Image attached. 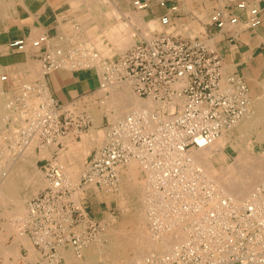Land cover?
Here are the masks:
<instances>
[{
	"label": "built area",
	"instance_id": "2783aa9c",
	"mask_svg": "<svg viewBox=\"0 0 264 264\" xmlns=\"http://www.w3.org/2000/svg\"><path fill=\"white\" fill-rule=\"evenodd\" d=\"M133 6L141 11L148 3L136 0ZM160 6L165 8L166 2ZM170 14L161 18L163 26L171 25ZM241 23L244 29L262 27V9L242 1L235 9L214 12L210 27L232 30ZM49 40L48 35H42L30 43L42 59L44 75L65 68L56 59L63 56L62 51L50 48ZM28 44L21 38L11 41L8 48L25 53ZM86 68L95 69L100 89L128 84L137 97L161 106L153 112H132L109 124L102 146L90 156L78 185L67 178L56 158L45 160L42 167L48 185L28 202L24 218L25 233L43 263L63 264L62 250L68 248L81 257L98 238L103 226L77 194L118 189L121 171L132 161L138 162L144 173L152 236L159 239L176 226L184 228L188 236L162 260L151 259L150 264L264 262V185L252 193L245 206H236L229 198L221 204L218 187L203 178V171L189 158L192 150L208 147L247 114L251 94L243 77L225 75L223 60L203 37L184 40L172 35L144 40L119 58L105 61L101 71L94 65ZM50 101L40 102L39 115L27 118L29 124L22 129L17 148L27 145L26 135H30L41 147L63 149L66 135L79 137L90 128L91 117L76 110L75 104H69L75 108L68 105L65 109L55 99ZM191 217L195 222L189 221ZM241 243L245 246L240 251ZM181 252L187 258H179Z\"/></svg>",
	"mask_w": 264,
	"mask_h": 264
},
{
	"label": "bare ground",
	"instance_id": "6f19581e",
	"mask_svg": "<svg viewBox=\"0 0 264 264\" xmlns=\"http://www.w3.org/2000/svg\"><path fill=\"white\" fill-rule=\"evenodd\" d=\"M11 2H12V0H11ZM11 2H10V0H0V16L7 15V13L10 10V8L13 6V4ZM86 2H87V0H86ZM92 3H93V1H92ZM108 15H110V14H108ZM106 17H107V15H106ZM132 18H135V16L134 17L132 16ZM77 22L80 23L79 20ZM88 22H90V26L87 27V25H85L83 27H84V29L87 32V36L89 34V38L91 40L89 39L88 42L83 44V49L81 50V52L79 50H76L75 52H73V51H71L73 49H71L70 47H66V52H67V54H66L59 47L55 48L56 46H55L54 42L55 43H61V40L63 39L62 36L63 37L65 36L64 32L61 34L62 36L59 37L58 39H54L53 40V39H51L49 37L50 38V40H49L50 48L55 49V50H61L62 53H63L62 57L56 58L57 59V63H63V64L73 63L72 67L75 66V65H79L81 67V66L85 65L86 63H88V65H91V64H94V62H95L97 66L101 65L100 67H98V69L101 71L104 68V64H105L104 60H105V58L107 59V57H112L115 54H122L123 51H125L127 48H129L131 45H133V43L135 41V39L133 38V35L130 34V29L132 28V25L131 26L130 25L127 26L126 24L125 25L124 24H120L119 22H117V23H119L118 25H117V23H115V25H113L111 23L112 20H111V22L110 21H108V22H105V21L98 22V21H96L94 19H91V20H88ZM135 22H136V20H135ZM137 22H139V21H137ZM131 24H132V22H131ZM154 24L151 23L150 25L154 26ZM73 31H74V29H73ZM131 32H133V31H131ZM29 33H31V32H29ZM33 35H34V33H33ZM34 36L36 37V35H34ZM40 36H42V34ZM133 39H134V41H133ZM65 40H67V39L65 38ZM31 42H32L31 38H28V43L29 44L27 46L26 53L28 52V48L32 49V47H30V43ZM80 44L82 45V43H80ZM65 46H66V44H65ZM8 47L9 46H7V45H0V51L2 49L9 50ZM79 47L82 48V46H79ZM75 49H77V47ZM67 55H70V57L66 58ZM97 62H98V64H97ZM41 64L42 65H41L40 68L38 67V65L37 66L35 65V66L30 68L32 74H35L37 79H39L40 82L42 83V85L39 84L40 88L38 87L39 92L41 93L40 98H36V99L33 98L31 100V96H30L31 94H28V92L33 91L34 88L31 85H29L28 83H25V84H27L25 86V88H24V85H23L24 93L22 92L23 94H21V95L26 97L27 105L25 106L26 108H24V110L21 111L23 113V116H20V118L18 116H16V119L18 118L19 121L21 122L20 124H22V125L19 127V129H21L19 132L14 130V135H13L14 136V144H17V141L20 139V133H22V131L24 130L25 125L28 124V123H26L27 118L29 120H32L33 118H35L36 115H39L38 113L40 112V109H38V108H39V104L41 102L40 100L42 99L43 103H47V102L50 103L51 102L50 101L51 98L49 96V91L44 86V76L45 75H44V70H43V63L41 62ZM68 67H70V66H68ZM27 68H28V66H27ZM4 79H6V77H4L1 74V71H0V101H1V98L3 96L1 87H2V83L5 81ZM262 85H264V84L262 83ZM129 87L131 88V86L128 85V84L116 83L115 85H112V86L108 85V87H106L105 89H101V90L99 89L98 90V93L100 92L99 95L103 98V100L99 104L98 103L94 104L93 103L94 101H93L92 104L91 103L89 104L90 106L88 108L89 113L91 115H93L94 120H95L94 121L95 124H94V126H93V128L91 130L92 133H94L96 131V128L100 125L103 115H107L112 122H116V121L120 120L121 118L125 117L126 115H128V114H130L132 112H137V111H140V110H147L149 112H153L155 109H157L158 107L161 106V105H159V103H155V102H152V101H149V100L148 101L139 100V97L137 98L131 93ZM28 90H30V91H28ZM25 91H27V93H25ZM261 94H262V92H261ZM258 97H260V96H258ZM79 105H81V104H79ZM254 107H256V110L254 112H252V113L250 112L249 114L247 113L245 116H243V118H241L238 121V123L236 124V126L234 127L235 129H237V133L239 134L238 136L242 137L243 140L245 139L244 140L245 144H248V136L247 135L250 133L249 131L251 129L255 128L256 126H261L262 127V130L260 131V140L264 139V101H259L258 103H256L254 105ZM72 108H75V107H72ZM249 108H250V106H249ZM166 109H168V107H166ZM76 110H79V109H76ZM81 112H83V111H81ZM98 128H100V127H98ZM1 132H4V131L1 130ZM225 133H226V131H224L223 134L219 138H217L214 142H212L208 147H206L204 149H199V150H192L189 158L191 159V162L193 163V165L195 167H197L198 169L203 171L202 177L203 178H207L212 184L214 183L218 187V190H219V192L221 193V196H222L221 204L223 202V199L229 198V199L234 200V202L236 203V206H242V205L245 206V203L247 201H249L252 193H254V191H256L259 188L261 183L264 182V170H263L264 169L263 168L264 167V160L262 162H260L263 165L258 164L259 166H257L256 164H254V163H256L255 161L252 162L250 160L254 156L245 154V155H238V157H234L236 159H234V161L231 162L232 164L229 163L230 165L229 164L226 165L227 164V162H226L227 158H226V155L224 154V150H225L224 147H225L226 142L228 140H231L232 138H231V134L228 135V134H225ZM69 135H73V134H68L64 138L66 143L69 141L68 144L70 146L73 145L71 147L68 146L70 150L67 149L68 150L67 151L68 154H67L66 157H67L69 162L66 161L67 163L66 164L64 163L65 164L64 166L61 165L60 163H59V165L62 167V169L64 168L63 171L67 175V178L71 182H73L74 180L71 179L72 177L70 175L74 176V175H77L78 173L80 174V172H79L80 169H79V166L76 167V165H75L76 168L74 166H68V163H71V164L73 163V165H74L78 160H80V157L82 156V155H80L81 152H85V151L88 152L90 147L92 146V144H94V141L92 139L90 141V143H88L89 138L87 137V138H84L81 143L74 144L73 142L71 143V140H70L71 138H69ZM26 136L29 139V143L27 145H23L22 149L17 148V145L12 146L13 150H15V151L17 150V152L14 154L13 157L10 156L11 159L14 161V163H15L16 160L20 159V160L25 161V163H28L30 165H34L35 162L33 160L35 158L37 159V158L49 157L51 152H56V151H54L55 149L57 151H63V150L66 149V148L65 149L63 148V149L59 150L56 147V145H53L50 148L42 147L41 151H39L37 153L35 150L33 151V148H34V145H36L37 143L39 145V141L37 139H35L34 137L30 138L29 137L30 135L29 136L26 135ZM6 137L8 138V136H6ZM1 138H3V137H1ZM65 141H64V144H65ZM10 143H12V142H10ZM3 144H4V142H3ZM39 147H41V146H39ZM0 148H1V146H0ZM38 149L40 150V148H38ZM3 152H5V151H3ZM1 153H2V151H1ZM217 154H218V156H217ZM61 155H62V153H61ZM220 155L221 156L224 155L225 157L221 158ZM84 156L86 157V155H84ZM6 157L7 156L5 154V155H2L1 158H3V160H4V159H6ZM57 157L59 158V154H58ZM57 157H56V161L58 160ZM255 158H256V156H255ZM256 159H258V158H256ZM83 160H85V159H83ZM59 161H57V162H59ZM12 165L13 164H5V165H3V163L1 165V163H0V206H2L3 208L4 207L7 208V206L9 204H14L16 208H15V211L12 212V214L14 213L13 215L16 216V217H20V216L22 217L23 213H24V209H25V200H24V198L21 195L22 188H21L20 184L17 183L16 177H17V175H21V173L22 174H24V173L21 172L19 174L17 171H15V169H12ZM138 165L141 166L138 162L132 161L127 166V169H125V170L123 169L121 171V184L119 185V188H120L119 189L120 190L119 193H121V195L123 194L122 195L123 198L128 192H133L134 189L137 188V186H136V182H137L136 178H137V174H138V172H137L138 171ZM260 167H262V169ZM24 176H26V180L25 181L27 183L34 182V180H35L34 175L32 176L29 173L27 174L25 172ZM77 176H74V177H77ZM76 181H77V179H76ZM144 181H142V182H144ZM45 182H46V185H48V182L47 181H45ZM75 184H77V183H75ZM141 198H143V197H141ZM143 199H145V198H143ZM23 200H24V202H23ZM142 201H144V200L141 199V202ZM144 206H146V205L144 204ZM6 210H5V212L7 213L8 211H6ZM10 211H12V210H10ZM5 212H3V213H5ZM26 212H27V209H26ZM6 213L3 214V215H5V216L9 215V213H7V215H6ZM141 213H142V215L137 216L135 221H133V223L135 224L134 232L132 234L129 232L130 234L127 235V237H125V238H128L129 241L130 240L133 241L135 239V241H134L135 243H132L131 245L136 248V250L135 249L134 250L137 252L136 254L139 257L138 258L139 260L137 258H136L137 260L135 258H134L135 260L132 259L133 261L136 262V264H143V263H141V261L145 260V258H142V257H145V256L150 257L154 253H157L159 255H161V254L165 255V253L168 252L167 254H170L173 250H175V247L179 246L180 243H182L183 241H185L187 239L188 236H187L186 231L184 230V228H182L180 226H176L175 228H171L172 231L171 232H167L165 235H161L159 240L155 239L152 236V233L149 232L151 230L150 229L148 230V228H147L146 224L148 222L147 221L148 218H147L146 214H144L143 212H141ZM12 214H11V217H12ZM25 216H24V218H25ZM8 219H10V218H8ZM192 220L193 219L191 217L189 219V221H192ZM20 221L21 222L23 221L22 223L24 225V219L23 220L21 219ZM113 221H115V220H113ZM193 222H195V220L192 221L191 223H193ZM2 224H3V226L4 225L5 226L8 225L7 223L6 224L2 223ZM10 224H11V226H13L12 223H10ZM20 224L19 225L17 224V225L20 226ZM21 227H22V225H21ZM6 228H8V226ZM10 229L11 228H9V230ZM14 232H17V231H14V228L12 227L11 233H14ZM20 234H17V236L20 237L19 239L27 241V239L29 237L27 236V234L22 233L21 229H20ZM7 238H8V236H7ZM5 240H6V238H5ZM28 240H30V242H31L30 238ZM14 241H13V244H14ZM3 242H4V240H3ZM11 244H10V246H11ZM24 244H26V242ZM92 244L93 243L88 245L83 250V253H82L81 257H78V258H82L83 255H84V252L86 250L87 251L85 252V257H87V256L91 257L93 249H91V248L87 249V248L89 246H91ZM126 244H128V243H126ZM28 245H32V247L35 249V247H34L32 242H31V244L28 243ZM112 246H114V245H112ZM25 247H27V246H25ZM28 247L32 248L31 246H28ZM216 247H217V245H213V249H216ZM1 248H5V247H1ZM12 248H13V252H14L16 247L14 248L12 246ZM29 250H31V249H29ZM66 250L67 249L62 250V255L64 256L63 257L64 260L67 261V264H71L72 262L77 263V264H81V263L84 262L83 260H81L83 262H80V260L76 259L77 257L75 258L70 252H67ZM2 251H3V249H2ZM135 251H134V253H135ZM4 252H6L5 249H4ZM13 252L11 251L10 255ZM32 252H33V250H32ZM0 253H1V251H0ZM36 253H38L36 255V257H35V255L33 257L32 254H31V257H29V259H31L30 260L31 262H35V260L38 258L37 256L38 255L40 256L39 251L36 252ZM14 254H16V256L18 255V257H19L18 253H14ZM29 254H30V252H29ZM142 254H144V255H142ZM182 254H183V252H182ZM156 257H159V256H156ZM151 258H153V257L151 256ZM157 259L158 258H156V260ZM133 261H132V264H135V262L133 263ZM258 262H259V264H264V262H260V261H258ZM144 264H146V263H144Z\"/></svg>",
	"mask_w": 264,
	"mask_h": 264
},
{
	"label": "rangeland",
	"instance_id": "374dc122",
	"mask_svg": "<svg viewBox=\"0 0 264 264\" xmlns=\"http://www.w3.org/2000/svg\"><path fill=\"white\" fill-rule=\"evenodd\" d=\"M10 2H11V0H10ZM11 3L13 4V6L10 8L9 12L7 13V15L0 16V20H1L0 21V45H7L8 46V44L11 41L17 39L18 33L20 31L19 28L21 27V24H19L16 21L18 20V15H20L22 13V9H21L22 6L21 5H22L23 2L21 0H12ZM94 4L95 5H99V6L98 7H94V8L87 7V8L72 9L73 16H74V18L72 19L73 22H71L69 25L64 26L65 28L63 27V31H64L65 36L63 37L61 35L62 38H63L61 40V43H55L54 42V44L56 46L55 48L59 47L66 54H67L66 47H70L71 49H73V50H71L73 52H75L76 50H79L81 52V50L83 49V44L88 42L89 39H90L89 38V34L87 36V32H86V30L84 29L83 26H85V25H87V27L90 26V22H88V20L94 19V20H96L98 22H102V21H105V22L110 21L111 22V20H112L111 23L113 25H115V23H117V22H119L120 24H124V25L126 24L127 26L128 25H130V26L132 25V28L130 29V34L133 35V38L135 39V41L133 39V41H134L133 45H131L129 48H127L125 51H123L122 54H115L112 57H107V59L105 58L104 61H112L114 59H117L120 56L124 55L126 52H128L130 49H132L135 45L143 42L146 39H151V38L153 39V38L157 37L156 35H172V36H176V37H180L181 36L179 39H184V40H190V39H195V38H198V37H203V39L208 43V45L210 46L211 49L217 50L216 42L214 40H211L210 39L211 37L207 36L208 30L211 29V27H210L211 18H209L206 15V13L199 15L200 20L203 21L204 24L203 23L192 24V25L188 24L187 26H184V27L178 25L177 29L169 28L167 30H164L165 28H163L161 26L159 21L157 23H155V24L153 23L154 26H151L150 24H148L150 27L147 24H145V25L142 24L143 23V19L139 15V12L136 13L135 10L132 9V8L130 10L126 9V7L122 6L121 3L119 1H117V0H102V1L101 0H95ZM108 14H110L111 16L108 15ZM106 15H107L108 18L106 17ZM132 16L133 17L135 16V18H132ZM78 20H79L80 23L77 22ZM135 20H136V22H135ZM137 21H139V22H137ZM131 22H132V24H131ZM119 23H117V25ZM148 27H149V29H147ZM73 29H74V31H73ZM155 30H158V32L155 31ZM131 31H133V32H131ZM154 32H157V34H153ZM40 35L41 34H38V35H36V37L32 36L31 40H34V39L40 37ZM65 38L66 39L68 38V39L65 40ZM80 43H82V45ZM65 44H66V46H65ZM79 46H82V48L79 47ZM76 47H77V49H75ZM27 54H28L29 57L32 56V55H35V54L37 56L39 55V54H37L35 52V50L29 49V48H28ZM67 56H66V58L70 57V55H67ZM39 60L40 61H36V63L38 65V67L40 68L41 65H42L41 64L42 59L39 58ZM66 64H63L62 67H65L67 69L80 68L79 65H75V66L72 67L73 63H70V64L66 63ZM86 64L81 66V67L86 68L88 66H93L94 65V66H96V68H98V67L101 66V65L97 66L95 62H94V64H91V65H88V63H86ZM97 64H98V62H97ZM263 65H264V61L260 62V64L257 65V68H256L255 71L248 70V71H245L246 73L243 74L244 77H245V79L244 78L243 79L247 83V85H248V87L250 89V94H251V105H249L250 108L247 111L248 114L250 112L252 113V112H254L256 110V107H254V105L256 103H258L259 101H264V91H263L264 90V87H263L264 85H262V83L264 84V66ZM68 66H70V67H68ZM226 67H229V66L227 64H224V69ZM253 67L255 68L256 66H253ZM231 69L234 72V68H229V69L226 68L224 73H226V74L233 73L232 71L229 72V70H231ZM246 74L249 75V77H247ZM4 77H6V76H4ZM250 77L254 81L253 83L248 81ZM34 80H36L35 77H34ZM121 84H124V83H121ZM253 84H255V85H253ZM25 86H24V88H25ZM24 88L23 87L21 88V90H20L21 94L24 93V91H23ZM130 91L135 97H137L133 93L131 88H130ZM261 92H262V94H261ZM28 94H32V92H28ZM99 94H100V92L99 93L97 92L93 97L88 99L83 104H81V105L77 104L76 108L79 109L80 112L84 111V112H87V114H88L89 113L88 108L90 106L89 105L90 103L92 104V102L94 101L93 102L94 104H97V103L99 104L103 100V98ZM258 96H260V97H258ZM139 100L147 101V100H143V99H140V98H139ZM40 101L42 102L43 100L41 99ZM64 106L66 108V106H68V105H64ZM69 106H70L71 109H73L72 107H75V106H71V105H69ZM89 116L92 119V123H91L92 126H90V128L86 129L83 133H81L79 135V137H76L75 135H69V138H71L70 139L71 143L73 142L74 144L81 143L83 141V139L87 138V137L89 138L88 143H90V141L92 139L94 141V144H92V146L90 147L88 152H86V151L85 152H81L80 151L81 152L80 155H82L80 157V160H78L74 165H73V163L72 164L68 163V166H74V167H75V165H76V167L79 166L80 174L78 173L77 174L78 176L74 175V176H77V177H74V176L70 175L72 177L71 179L74 180V181L72 180L73 181L72 183L73 184L77 183L76 185H78L80 183V181H81L82 175H83L84 170H85L86 165H87V162H88V160H89V158L91 156V150L93 148L99 149L100 146H102L103 141H104V137H105V133H106V128L108 127L109 124L114 123V122H112L109 119V117L107 115H103L102 119H101V123L98 126L100 128L97 127L98 129L96 128V131L94 133H92L91 130H92L94 124H95V122H94L95 120H94L93 115L90 114ZM20 130L21 129H18L16 131L19 132ZM261 130H262L261 126H256L255 128L251 129L249 131L250 133L247 135L248 136V144H245V142H244L245 139L243 140L242 137L238 136L239 134L237 133V129H235L234 127L231 128V129H227L225 134H228V135L231 134V138L232 139L228 140L226 142V144H225V147H224L225 148L224 154L226 155V158H227V161H226L227 164L226 163L225 164L228 165L229 163L233 162L234 159H236L234 157H238V155H245L246 154V155H251V156L253 155L254 157L251 158L250 160L252 162L255 161L256 163H254V164L259 166L258 164H261L260 162H262L264 160V139L260 140V131ZM2 131H5V129H3ZM5 134L6 135L3 136V139L1 138L3 141L0 139V146L1 147L3 146V142H4V145L5 144L7 145V147H9L8 145H12V146L16 145V144H14V136H12L11 134H8V133H5ZM6 136H8V138ZM10 139H13V141L11 140L12 143L9 142ZM68 142L66 143V141H65V144H64L65 145L64 149L66 148L65 150H63V151H57L56 149L54 150V151L57 152V154H59V158L57 157L58 158L57 161H59V160L60 161L58 163H60L63 166L67 163L66 161H68V159L66 157L67 154H68L67 151L70 150L69 147H68V146H70L68 144ZM37 145H38V143L36 145H34L33 151L35 150L38 153L39 151H41L42 147H39L40 145H38V146ZM71 146H73V145H71ZM38 148H40V150ZM16 152H17V150L16 151L12 150L11 152L7 151V153H6V151L2 152L3 153L2 154L1 153V148H0V158H1L2 155L6 154V156H7L6 158H9V159H6V161L7 160H11V157H13ZM60 152L62 153V155H61ZM52 153L53 152L50 153L49 157H43V158H37V159L35 158L33 160L35 162V164H34L35 166L29 164L30 166L28 168V170H29L28 172H29L30 175H32V176L34 175V177H35L34 182L27 183L26 181H23V180L19 179V181H22V182L25 183V184L23 183L24 185H20L23 188L21 195H22V197L25 200V209H24V213L25 214L23 213L22 217L21 216L20 217H16V216L13 215L14 213L12 214V216L14 218V221L12 222V225L14 226L13 227L14 231H17V232H14L13 235H11V236H16L15 234H20V229H21V232L23 233V230H25V229L23 228L24 227V225L22 223L23 221L21 222L20 220L21 219L23 220L24 216L26 215V209H27V205H28L27 202H29L31 199H33L36 196H38L47 187L46 182H45L46 181V175H45V172H44L43 167H42L44 165L45 161L42 164H37V162L39 160H42V159H47V158L51 159ZM83 154L86 155V157ZM221 155H220L221 158L225 157L224 155L223 156H221ZM217 156H218V154H217ZM255 156L258 159H256ZM52 158H56V157H52ZM83 159H85V160H83ZM1 160H2V158L0 159V161ZM261 165H263V164H261ZM260 168L262 169V167H260ZM137 172H138L137 178H136V181H137L136 182V186H137V188L134 189L133 192H128L124 196V198L122 196L123 194L121 195V193H119V191H120L119 187H118V189H116L114 191L89 190V191H86L85 193L78 192V194H77L78 200L81 203H83V205L85 204V206H88V210H90L93 213L94 219L96 221L100 222L102 224V226H103V229H104V231L100 234L101 236L100 235L98 236V238L100 240L97 238V240L92 242L93 244L87 248V249H89V248L93 249L92 250V254H91V257H92L91 260L93 262L91 264H132L133 260H135L136 258L137 259L139 258L137 256V254H136L137 252L135 251L136 248L131 245L132 243H135L134 242L135 239L133 241H131V240L129 241L128 238H125V237H127V235H129L130 233L132 234L134 232L135 224L133 223V221H135L136 217L139 216V215H142L141 212H143L147 216V212H146V209H145L146 206H144L145 199H143V198H145V196H144L145 195L144 194L145 193V191H144L145 190V188H144L145 185H144V182H142V181L145 180V177H144V173L142 172V169H141V167L139 165H138V171ZM76 179H77V181H76ZM263 183L264 182L261 183L259 188L264 185ZM33 191L34 192L36 191V192L34 193ZM141 197H143V198H141ZM141 199L144 200V201L141 202ZM24 200H23V202H24ZM15 208L16 207H15L14 204H9L7 206V208H5V210L9 209V211L12 210L10 212H14ZM96 211H98L100 214L97 213ZM96 213L98 214V216L95 215ZM113 220H115V221H113ZM147 221L148 222H147L146 225H147V228L149 230L150 229V224H149V220H147ZM17 224L18 225L20 224V228H19V226ZM8 225H11V224H8ZM21 225H22V227H21ZM149 232H151V231H149ZM3 233L0 232V234H2V235H3ZM28 239H27L26 243L31 244L30 240H28ZM157 240H159V239H157ZM126 243H128V244H126ZM112 245H114V246H112ZM28 246L32 247V245H28ZM244 246H245V243L239 244L238 245L239 250L240 251L243 250ZM30 249H31V252H32L33 248H30ZM69 249H67L66 251L70 252L76 258L77 256L74 253V251L72 249H70V250ZM134 251H135V253H134ZM85 252H84V255H83L82 258H78L77 257L76 259L80 260V262H83L84 261V257H85ZM167 253H165V255L164 254L163 255L162 254L159 255L157 253H154L153 255H151L153 258H151V256L150 257H148V256L142 257V258H145L146 261L143 260L144 262L141 261V263L150 264V259H156V258H158L157 260H162V258L164 256H166ZM37 254L38 253H36L34 251V249H33L32 256L34 257V255H35V257H36ZM142 255H144V254H142ZM156 256H159V257H156ZM87 257H89V256H87ZM234 257H236V256H231L230 258L232 259ZM38 258L35 260V263L37 262V264H43V261L41 260L42 258L41 257L39 259ZM179 258H181L182 260L184 258H187L185 252H183V254L181 252ZM81 260H83V261H81ZM85 261H86V259H85ZM239 261H240V259L235 261V264H242ZM134 262L135 261H133V263ZM81 264H87V263L83 262ZM135 264H136V262H135ZM175 264H186V263H180V262L177 263L176 262Z\"/></svg>",
	"mask_w": 264,
	"mask_h": 264
},
{
	"label": "crops",
	"instance_id": "0c3cea01",
	"mask_svg": "<svg viewBox=\"0 0 264 264\" xmlns=\"http://www.w3.org/2000/svg\"><path fill=\"white\" fill-rule=\"evenodd\" d=\"M94 1L95 0H87V2L86 0H22V13L18 15V20L16 21L21 24L17 39L24 38L28 40V38H31L34 35H45L46 33V35H48L51 39H58L64 32L63 27L73 22L72 19L74 16L72 9L98 7L99 5H95ZM117 1H119L122 6H125L126 9L130 10L132 8L136 13L139 12V15L143 19L142 24L144 25L148 23H157L158 21L161 24V18L166 16L168 13H171V25L163 26L161 24V26L165 28L164 30L169 28L177 29L178 25L184 27L188 24H204V22L200 20L199 15L206 13V15L211 18L214 12L218 10L235 9L236 5L242 1L246 2L250 7L261 8L264 13V0H140L142 2L148 3V8L141 11L136 10L133 6V2L136 0ZM163 1L166 2L165 8L160 6V3ZM172 7H176L177 10L171 12L170 8ZM244 28L245 27L241 23L232 30L228 29L218 31L211 28L208 30V33H211L210 39L216 42L217 50L215 51L221 57L223 63L229 66L226 68H234V72L232 69L229 70V72L232 71L233 73H238L245 79L243 75L246 73L245 71H255L257 65L264 61V48L262 47L264 25L257 29ZM147 29H149V27ZM155 31L158 32V30ZM29 32H33L34 35L33 33L31 34ZM157 32H154L153 34H157ZM36 61H40L36 54L29 57L27 53H15L7 49H2L0 51V71L3 76H6V80L2 83L1 87L3 96L0 101V139L6 135L5 133L11 134L13 136L14 130L19 129V127L22 125L20 124L21 122L19 119H16V116L19 118L20 116H23L21 111H23L27 105L26 97L22 96L20 93L23 85L25 86V83H28L34 88L32 94L30 95L31 100L33 98H40L41 96L38 87L40 88L42 83L39 79H37L35 74H32L30 69L35 65L37 66ZM253 66L256 67L254 68ZM225 75L227 74L225 73ZM34 77L36 80H34ZM247 77H249V75H247ZM248 81L251 83L254 82L251 77ZM44 86L49 91L50 98L55 99L63 105H77L86 102L98 92L99 78L97 77L96 71L94 69L84 67H80V69L60 68L44 76ZM3 129H5V131L1 132ZM11 140L13 141V139H10L9 142H11ZM5 145L3 144L1 147L2 152H7V150L11 152L13 150L12 145H8L9 147ZM95 150L97 149L94 148L91 150V155ZM57 155V152H53L51 158L57 157ZM6 159L3 160L2 158L0 161L1 165L2 163L3 165L13 164L12 169H15V171H17L19 174L23 172L24 174L21 173V175H17L16 179L17 183L24 185L25 183L19 181V179L23 181L26 180V176L24 175L25 172L27 174L29 173L28 168L30 165L20 159L16 160L15 163L12 159L7 161ZM45 160L47 159L39 160L37 164H42ZM6 211H8L7 213H9V215H7L5 212V207L3 208L0 206V231L2 233L5 232L3 233V236L0 234V248L5 247L0 249V264H37V262H31V259H29L32 253L31 250H29L30 247H28V243L24 244L26 241L20 240V237H18L17 234H15L16 236H11L13 235L11 231L12 227L14 226L4 225V227H2V223L10 224L14 221L13 216L11 217L12 212H9V209ZM3 212H5L7 216L3 215L5 214ZM96 212L99 213L98 211ZM97 213L95 214L96 216H98ZM6 218L10 219L7 220ZM7 226L8 228H6ZM9 228L11 229L9 230ZM24 231L25 230H23V233L26 234ZM13 241L14 244L16 243L15 245L13 244ZM12 246L14 248L16 247L14 252ZM4 249L6 252H4ZM34 250L35 252H38L36 248ZM11 251L13 253L10 255ZM14 253H18L19 257ZM37 257H39V255ZM91 258L92 257H84V262L91 264L93 262ZM63 264H67L66 260ZM71 264L77 263L72 262Z\"/></svg>",
	"mask_w": 264,
	"mask_h": 264
}]
</instances>
